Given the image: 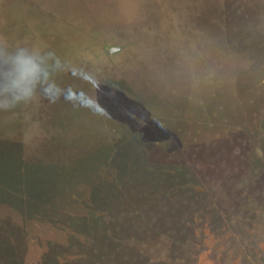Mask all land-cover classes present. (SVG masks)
<instances>
[{"label": "rangeland", "instance_id": "1", "mask_svg": "<svg viewBox=\"0 0 264 264\" xmlns=\"http://www.w3.org/2000/svg\"><path fill=\"white\" fill-rule=\"evenodd\" d=\"M36 2L0 0V48L114 119L0 110V264H263L264 0Z\"/></svg>", "mask_w": 264, "mask_h": 264}, {"label": "clouds", "instance_id": "2", "mask_svg": "<svg viewBox=\"0 0 264 264\" xmlns=\"http://www.w3.org/2000/svg\"><path fill=\"white\" fill-rule=\"evenodd\" d=\"M61 67L59 59L54 58L51 53L44 55L25 48H17L14 51L0 48V110L11 109L22 103L30 102L42 92L51 102L63 96L65 100L74 105L103 114L110 120L114 119L104 105L98 103V96L89 95L82 90L76 91L72 88L61 87L52 72V69ZM71 73L82 75L96 93L104 90V86L93 76L80 73L75 68L71 69Z\"/></svg>", "mask_w": 264, "mask_h": 264}, {"label": "flooded vegetation", "instance_id": "3", "mask_svg": "<svg viewBox=\"0 0 264 264\" xmlns=\"http://www.w3.org/2000/svg\"><path fill=\"white\" fill-rule=\"evenodd\" d=\"M35 1H37L36 4L40 3L42 5V3H43V5L45 7H49L52 4H54L56 6V5H58V3H60L62 8L59 7V11L58 12H60L62 10H69L70 9V8H65L64 5H71V7L74 6V5H77L79 10L86 9L85 8V2H84L85 0H45V2H44V0H35ZM26 3H29V2H26ZM36 4H34V5L36 6ZM54 5H52V6H54ZM91 10L92 11L94 10L93 6L91 7ZM58 16H59V14H58ZM58 16H56V17L58 18ZM117 46L121 47V45H116V46H113V47H117Z\"/></svg>", "mask_w": 264, "mask_h": 264}, {"label": "water", "instance_id": "4", "mask_svg": "<svg viewBox=\"0 0 264 264\" xmlns=\"http://www.w3.org/2000/svg\"><path fill=\"white\" fill-rule=\"evenodd\" d=\"M122 49V47H112L111 49H110V53L111 54H114V53H116V52H118V51H120Z\"/></svg>", "mask_w": 264, "mask_h": 264}, {"label": "trees", "instance_id": "5", "mask_svg": "<svg viewBox=\"0 0 264 264\" xmlns=\"http://www.w3.org/2000/svg\"><path fill=\"white\" fill-rule=\"evenodd\" d=\"M252 256L256 257V260H263L264 261V255H262V254L258 255V253H256V254H253Z\"/></svg>", "mask_w": 264, "mask_h": 264}]
</instances>
